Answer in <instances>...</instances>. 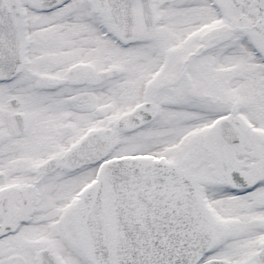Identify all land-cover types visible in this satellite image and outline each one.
Listing matches in <instances>:
<instances>
[{
	"label": "snow or ice",
	"instance_id": "6c2138e0",
	"mask_svg": "<svg viewBox=\"0 0 264 264\" xmlns=\"http://www.w3.org/2000/svg\"><path fill=\"white\" fill-rule=\"evenodd\" d=\"M0 264H264V0H0Z\"/></svg>",
	"mask_w": 264,
	"mask_h": 264
}]
</instances>
